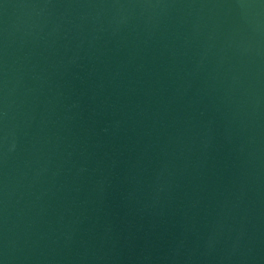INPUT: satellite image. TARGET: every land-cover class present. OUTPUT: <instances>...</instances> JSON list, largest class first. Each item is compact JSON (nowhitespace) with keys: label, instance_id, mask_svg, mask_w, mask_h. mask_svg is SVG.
Returning <instances> with one entry per match:
<instances>
[{"label":"water","instance_id":"obj_1","mask_svg":"<svg viewBox=\"0 0 264 264\" xmlns=\"http://www.w3.org/2000/svg\"><path fill=\"white\" fill-rule=\"evenodd\" d=\"M0 212L29 264H264V0H0Z\"/></svg>","mask_w":264,"mask_h":264}]
</instances>
